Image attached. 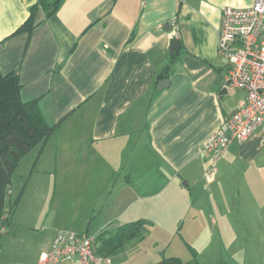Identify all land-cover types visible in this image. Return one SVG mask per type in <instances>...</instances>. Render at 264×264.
<instances>
[{
	"label": "crops",
	"instance_id": "crops-1",
	"mask_svg": "<svg viewBox=\"0 0 264 264\" xmlns=\"http://www.w3.org/2000/svg\"><path fill=\"white\" fill-rule=\"evenodd\" d=\"M253 1L62 0L49 17L38 9L30 33L13 35L36 0H0V71L16 72L21 99L36 100L46 122L58 123L29 151L55 173L53 216L39 225L36 207L18 215L26 182L10 186V199L19 198L5 224L11 234L0 264H36L61 229L94 235L98 247V234L138 219L150 223L144 238L156 223L238 226L251 246L249 264H264L263 131L231 141L212 180L202 149L245 98L243 89L226 85L227 61L217 50L224 8ZM173 38L179 46L171 54ZM162 80L168 85L159 88ZM29 233L35 237L28 240ZM206 233L203 227L187 238L192 253L189 244ZM217 235L223 238L217 231L213 241ZM9 248L17 257L29 251V259L7 255Z\"/></svg>",
	"mask_w": 264,
	"mask_h": 264
},
{
	"label": "built area",
	"instance_id": "built-area-1",
	"mask_svg": "<svg viewBox=\"0 0 264 264\" xmlns=\"http://www.w3.org/2000/svg\"><path fill=\"white\" fill-rule=\"evenodd\" d=\"M217 50L227 61L226 85L243 89L245 98L227 118L224 127L203 141L202 149L211 158V165L205 170L208 180H212L215 164L231 141H243L257 130L264 133V0H254L247 7L224 8ZM7 194L10 195V190ZM6 217L4 214L2 219ZM0 232H5L4 223ZM65 261L109 263L108 257L95 252L94 235L62 230L55 234L50 247L39 254L36 264Z\"/></svg>",
	"mask_w": 264,
	"mask_h": 264
},
{
	"label": "rangeland",
	"instance_id": "rangeland-1",
	"mask_svg": "<svg viewBox=\"0 0 264 264\" xmlns=\"http://www.w3.org/2000/svg\"><path fill=\"white\" fill-rule=\"evenodd\" d=\"M13 173V180L11 183L12 190L20 189L23 183H25V194L21 200L20 207L18 209V215H24L26 211L36 207L39 216L37 217V223L39 225H46L52 218L57 196L55 190L58 189V182L55 178L53 170H43L42 164L35 161L34 153L28 152L26 156L22 158ZM44 195V196H43ZM103 205V204H102ZM7 208V206H6ZM98 211L96 210L95 214ZM10 211V215H12ZM157 224V223H156ZM154 225L148 234L142 241L134 246H128L124 252L110 256L112 260L111 264H146L148 262L155 263L166 256H178L185 264H243L244 252L246 253L245 264H249L248 254L252 253L249 248L248 239L243 234L240 235V227L221 225H213L214 223L199 221V228L187 227L190 225L188 222H184L182 227H176L180 223L178 222L175 227ZM203 227L207 229V233L203 237H195L194 244H189L196 253H192L187 238L191 235L194 236L197 230L203 231ZM73 231L71 229H61ZM93 232V229H90ZM28 233V230H24ZM219 231L223 238L219 235L215 237V241L211 237L214 233ZM75 232V231H74ZM11 233L0 232V243L10 237ZM35 237V234L28 235V240ZM17 238L18 235H17ZM206 243L202 242L207 240ZM246 239V240H245ZM18 242V241H16ZM3 248L2 246H0ZM11 248H13L11 246ZM9 248L7 255H15V258H19V261L29 259V251L22 253L21 257H17V252L12 251ZM239 250L238 256H234L233 253ZM255 255V254H253ZM6 259V258H5ZM7 260V259H6ZM8 261V260H7ZM104 264V263H103Z\"/></svg>",
	"mask_w": 264,
	"mask_h": 264
},
{
	"label": "trees",
	"instance_id": "trees-1",
	"mask_svg": "<svg viewBox=\"0 0 264 264\" xmlns=\"http://www.w3.org/2000/svg\"><path fill=\"white\" fill-rule=\"evenodd\" d=\"M62 0H36L30 13L14 34L30 33L35 27V14L43 9L46 17L59 8ZM168 65L164 75H168ZM21 84L16 72L6 74L0 71V220L6 224L8 214L18 198L12 200L7 194L13 180V173L20 160L36 145L45 142L55 133L58 123L48 124L41 114L36 100L23 101L20 97ZM7 206V208H6ZM6 214L7 217L2 219ZM150 223L138 219L119 226L106 236V231L95 238L99 246L95 252L103 256L117 254L131 241H141L149 231ZM80 233V232H78ZM89 235L87 233H81ZM95 241V240H94ZM95 244V242H94ZM148 264H185L179 257L166 256L155 263Z\"/></svg>",
	"mask_w": 264,
	"mask_h": 264
},
{
	"label": "water",
	"instance_id": "water-1",
	"mask_svg": "<svg viewBox=\"0 0 264 264\" xmlns=\"http://www.w3.org/2000/svg\"><path fill=\"white\" fill-rule=\"evenodd\" d=\"M179 41L176 38H173L170 40V46H169V53H173L174 51L178 50ZM168 85V80H162L159 83V88H162V86Z\"/></svg>",
	"mask_w": 264,
	"mask_h": 264
}]
</instances>
